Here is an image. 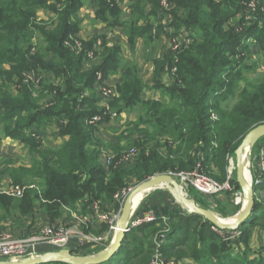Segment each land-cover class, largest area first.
<instances>
[{"label":"trees","instance_id":"16d2710c","mask_svg":"<svg viewBox=\"0 0 264 264\" xmlns=\"http://www.w3.org/2000/svg\"><path fill=\"white\" fill-rule=\"evenodd\" d=\"M86 2L95 10L94 23L125 30L132 51L140 41L153 46L162 37L192 39L182 52L170 50L154 62L155 84L166 98L142 99L145 84L138 64L123 58L119 40L79 37ZM162 2L0 0V133L29 145L35 157L30 168L10 167L14 185L29 177L37 186L22 198L0 193V223L34 218L39 210L52 220L66 210L88 214L98 207L110 214L115 195L160 174L199 169L221 183L227 180L231 156L254 127L264 124V78L248 83L245 72L256 69L242 56L253 41L264 57V0H169L168 9ZM166 68L177 70L170 74V86L161 81ZM113 76L119 83L108 109L101 106L95 86ZM230 97L232 106L225 104ZM127 112L135 116L115 130V144L103 142L100 126ZM94 115L103 119L91 125ZM56 121L65 142L46 148L41 133ZM132 149L138 152L133 167H119V156ZM106 156L114 158L110 166ZM231 188L223 193L238 192L237 182ZM256 194L253 214L237 231L223 232L226 240L203 217L176 212L167 221L132 228L122 249L105 264H150L156 255L198 264H264V252L253 254L251 247L256 229L263 243L264 183ZM220 207L230 216L241 209L233 201ZM99 225L96 234L110 232L108 223ZM107 242L74 252L95 255ZM54 250L59 249H41Z\"/></svg>","mask_w":264,"mask_h":264},{"label":"crops","instance_id":"0c3cea01","mask_svg":"<svg viewBox=\"0 0 264 264\" xmlns=\"http://www.w3.org/2000/svg\"><path fill=\"white\" fill-rule=\"evenodd\" d=\"M128 0H126L127 2ZM126 4L127 3H123L124 8H126ZM84 12L81 13V19L84 20L83 26H82V30L79 33V37L83 40H88L91 39L94 36H98V35H106L108 36V38L113 39V40H119L122 45L126 48L125 50H123L122 56L123 58L127 61V59H131V61H133V59L137 62L138 64V68L140 71V75L144 81L145 84V89L142 93V99L144 101H152V100H158L161 98H166V94L164 93L165 91L163 89H160L157 87V85L155 84V80H154V73H155V65L154 62L157 59H161L163 58L165 55L168 54V45L170 44L171 39H168L166 37H162L161 39H159L157 41L156 44H154V48H158L157 52L154 54L148 53V48L149 45H147L145 42L140 41L137 44V47L134 51H132L128 45L127 42V38H126V34L124 32L123 29H115L114 31L109 30L106 28L105 25L103 24H96L95 22V10L93 9H88V11H85V8L83 9ZM126 11V9H125ZM129 13H126V16H128ZM86 15L87 18L85 17ZM90 23V24H89ZM90 30V31H89ZM152 46V45H151ZM160 49H162L160 51ZM139 59V60H138ZM138 60V61H137ZM93 62H98V60H93ZM139 62V63H138ZM91 63L89 65H86V68H90ZM162 83L164 86H170L172 85L171 83L173 82V78L169 75V74H164L162 76L161 79ZM119 83V77L118 76H113L111 77L109 80L105 81V85H107L108 87H112V88H116V85ZM170 83V84H167ZM100 85L97 84L95 86V92L99 93L100 92ZM105 104L104 101H102L101 106H103ZM105 107V106H104ZM135 116V113L132 112H127L121 115L120 118H115L112 119L109 123H103L100 126V131L98 134V137L100 139L103 140V142H105L106 144H115L114 141V132L115 129L120 128L123 124L126 123V121L128 120H132ZM120 124L119 127L114 126L115 124ZM56 125V126H55ZM52 127V129H55L56 134L60 135V129L61 126L59 125V123L54 122L51 125H49V127ZM111 127H115V128H111ZM106 130H110L111 133V137L110 135H106L105 131ZM46 133H50L48 130H46ZM53 134H55L53 132ZM56 136L57 138H60L62 140L61 145L65 142L64 138H61L60 136ZM50 139V138H49ZM9 141L8 144H6V141ZM5 140L1 141V144H4V142H6L4 144V146L6 145H10V148L13 149H8L7 148H2L0 150V152L3 155H8L9 157H7V159L9 160H13L14 164L16 166H24V160H26V158L28 157V155L30 156V146L23 144L22 141L20 140H15V139H11V138H6ZM47 142V145L44 144V147L46 148H59L60 146H58V144H51ZM42 147V148H44ZM20 151H22L23 153H21ZM20 152V153H19ZM19 159V160H18ZM17 161V162H15ZM11 164H8V166H10ZM261 165L262 163L258 164L257 166L259 167V169H256V173L258 172L259 174H262V169H261ZM17 168V167H15ZM171 174V173H169ZM4 175L6 178L3 177V182L7 181L6 179L9 178L10 184L12 183V178L11 175L9 174V168L5 169L4 171ZM1 175L0 177L4 176ZM2 182V183H3ZM236 182V180H235ZM2 183H0V186L2 185ZM165 191V188H158L155 190H152L150 192H147L143 195L141 201L140 198L138 199L137 203L135 204V206L133 207L134 209L138 206V203L140 201L139 206L137 207V209H135L133 215H132V219H131V223L133 220L136 219H163L164 221H167L171 215V213H183V214H189L187 213L183 208H181L173 199V197L171 196V193L169 191H167L165 194L166 196H163L164 194L160 191ZM191 193V191L189 192V194ZM189 194L187 196H189ZM192 199H194L197 204L206 209V210H210L212 212H214L215 214L219 215L215 210H219L221 209V205H228L231 203L232 200V196L231 195H227V194H218V195H210V196H205V195H201L199 193L196 192H192V195L190 196ZM125 200L124 199H120V200H115L113 206L111 207V212L110 215H118V212L120 211V209L123 207ZM236 203V202H235ZM237 205H239L238 203H236ZM220 205V206H219ZM242 206V204L240 205ZM67 211V210H66ZM70 213H72L73 211H69ZM104 210L99 209L97 207V209H93L92 212H88V214H84V215H78L77 217V222L79 223L78 226H83L86 229H90V230H98V227L100 226L99 224H102L104 222H101L97 215L99 214H104ZM109 213V212H108ZM221 213V211H220ZM42 215H46V213L42 210H39V212L37 213V215L34 216V218L31 217H27L24 218V225L26 226L25 228V232L26 235L30 236V235H34L37 234L40 230H41V225L39 226L37 224L38 219H40L42 217ZM230 216V215H228ZM236 216V215H235ZM230 217H234V216H230ZM147 223V222H146ZM29 224V226L27 225ZM33 225V226H31ZM81 228H79L80 230ZM215 229V230H214ZM213 230L217 233L222 234L223 231L213 227ZM2 231H9V230H4L1 228L0 225V232ZM13 233V232H12ZM16 237H19L17 234L13 233ZM109 233L107 234H97V238H102L103 242H109V244L111 243L109 240H107V235H109ZM115 234V232H114ZM114 234L113 238H114ZM89 235L91 236V234L89 233ZM27 236V237H28ZM94 237V236H93ZM89 244V243H86ZM99 244V243H98ZM108 244V245H109ZM82 245V243H80V239L78 237H73L69 244L67 246L64 247V249H70L76 251V249L78 250V248H80V246ZM56 248L53 246H49V245H39L37 246L35 252V255H39L48 251H41V249L44 248ZM108 247V246H107Z\"/></svg>","mask_w":264,"mask_h":264},{"label":"water","instance_id":"95a60500","mask_svg":"<svg viewBox=\"0 0 264 264\" xmlns=\"http://www.w3.org/2000/svg\"><path fill=\"white\" fill-rule=\"evenodd\" d=\"M264 138V124L254 127L242 140L235 151L236 157V182L243 194V204L239 213L230 220L221 219L210 210L200 207L194 199H189L184 193L177 179L172 174H160L140 183L125 199L121 215L116 224L114 238L108 247L95 255H76L73 250L59 249L48 251L35 256H28L19 260H0V264H47L62 262L67 264H103L109 261L124 244V240L131 231L132 215L137 208H133L135 199L147 192L158 188H165L171 193L175 202L189 214H196L211 223L213 227L223 232H235L245 225L253 214L257 201V184L247 176L248 162L257 143Z\"/></svg>","mask_w":264,"mask_h":264},{"label":"rangeland","instance_id":"374dc122","mask_svg":"<svg viewBox=\"0 0 264 264\" xmlns=\"http://www.w3.org/2000/svg\"><path fill=\"white\" fill-rule=\"evenodd\" d=\"M87 1V0H86ZM90 5L89 4H87V2H86V7H85V11L87 10L88 11V9L90 10L91 8L89 7ZM84 12V10H82L81 11V13H83ZM126 13H128V10H126ZM87 16L88 15H86L85 17L87 18ZM125 16H126V14H125ZM90 24V23H89ZM90 31V30H89ZM124 32H125V30H124ZM184 32H187V33H189L187 30L186 31H184ZM125 34H126V32H125ZM190 34V33H189ZM111 39V38H110ZM170 39V38H169ZM89 40V39H88ZM249 43H250V45L252 46V49H251V51L250 52H244L243 53V55L242 56H244V58L243 59H245L244 61H246V64L247 65H252L253 67H254V69H256L255 71H244L245 72V80L246 81H248V83H250V82H253L254 81V79L256 80V79H258V78H264V57L262 56V54L260 53V51H259V48L257 47V44L255 43V42H253V41H248ZM171 41H170V44L168 45V49H169V51H170V49H171ZM99 45H100V42H99ZM98 45V46H99ZM154 46V45H153ZM153 46H149V48H148V53H151V54H154V53H156L157 52V49L158 48H154ZM122 48H123V50H125L126 48L124 47V46H122ZM162 49H160V51H161ZM168 51V52H169ZM123 52V51H122ZM249 58H251V59H249ZM254 59V60H253ZM139 60V59H138ZM137 60V61H138ZM127 61H131V59H127ZM133 61L135 62V63H137L134 59H133ZM139 63V62H138ZM87 65H89V63L87 64ZM170 75V74H169ZM102 79V77L101 78H99V81ZM105 83V82H104ZM167 84H170V83H167ZM99 85H100V83H99ZM243 86H245V81H242L241 82V87H243ZM101 87H103L102 85H100V88ZM112 88V87H111ZM100 95H101V93H100ZM101 97H102V95H101ZM102 99H103V101L105 102V104L102 106V107H104L105 106V108H106V106L109 104V102H106V100H104V98L102 97ZM232 100L233 99H231V97L229 98V100L228 101H226V105H233V102H232ZM58 123V122H57ZM56 126V125H55ZM114 126H116V127H119L120 126V124H115ZM111 128H115V127H111ZM46 130H48L49 132H51V134L50 133H46V132H44V133H41V137H40V139L42 140V143H43V145L45 144V145H47V142H49V143H51L52 145L53 144H58V146H60L61 145V142H62V140L60 139V138H57L56 136L58 135V134H56V132H55V129H52V127L50 126V127H47L46 128ZM61 130V129H60ZM116 130V129H115ZM53 132L55 133V134H53ZM4 132H2V133H0V150L2 149V148H7V150L8 149H13V148H10L11 146L10 145H6V146H4V144L6 143V144H8V142L9 141H6L5 139L7 138V137H5L4 135ZM105 134L106 135H110V137H111V133H110V130L108 131V130H106L105 131ZM58 136H60L61 137V135H58ZM50 138V139H49ZM62 138V137H61ZM2 140H5L6 142H4V144H1V141ZM48 143V144H49ZM262 150H264V138L263 139H261L258 143H257V145L255 146V148L253 149V151H252V154H251V161H249L250 162V164H248V168H247V171H248V177L249 178H252L253 179V183L254 184H257V186H259V185H262V180H264V175L263 174H259L258 172L256 173V169H259V167L257 166L258 164H260V163H262ZM129 151H131V150H129ZM129 151H125V152H123L121 155H123V154H127V153H129ZM21 153H23L22 151H20ZM19 152V153H20ZM7 157H9L8 155H3L1 152H0V176L1 175H4V171H5V169H8L9 168V170H12L10 167H17V168H19V167H22V166H16L15 164H14V159L13 160H9V159H7ZM19 160V159H18ZM34 160H35V157L34 156H31V151H30V156L28 155V157L26 158V160H24V166L23 167H27V168H30V167H32L33 166V162H34ZM134 161V160H133ZM131 162V163H128V164H125V165H120L119 167H122V168H125V169H130L131 167H133L132 165H133V163L135 162ZM15 162H17V161H15ZM8 164H12V165H10V166H8ZM228 173H227V180L224 182V183H221L219 180H217V179H212L211 177H209L208 176V178H210V179H212V180H214L215 182H217L218 184H225V183H229V185L231 186V182L233 181L234 183H235V180H236V157H235V155H233V156H231V159H230V162H229V166H228ZM201 172V171H200ZM201 173H203V172H201ZM264 173V172H263ZM205 176H207V174L204 172L203 173ZM3 177L4 178H6L5 177V175L4 176H2V177H0V183H2L3 182ZM175 179H177V181L179 182V184H180V186L182 187V185H185L184 187H182V189H184L183 191H184V193L186 194V195H188L189 194V192L191 191V193L189 194V196H188V198L189 199H192L190 196L192 195V192L194 191V192H196V193H198L197 191H195L191 186H189V184H187L188 182H185V183H182L183 182V178L182 177H180V176H173ZM7 181L5 182H3L2 183V185L0 186V193H5V192H9L11 189H13V188H16V186H18V187H20V186H26V185H31V184H34V182L32 181V180H30V178L29 177H26V179H24L25 180V182L23 183V184H20V185H14V183H13V180H12V183L10 184V181H9V178L8 179H6ZM258 181H261V183H258ZM135 187H137V184L136 185H134V186H132L131 187V190H133ZM231 188V187H230ZM236 191H238V192H236V193H232V194H230L231 196H232V200H233V202H236V203H238L239 205H241L242 204V201H243V194H242V191H241V189L239 188V189H235ZM160 192H162L164 195L163 196H166L165 194H167L166 192V190L164 191H160ZM224 192V191H223ZM223 192H220L219 194H222ZM227 192H233L232 191V188H231V190L230 189H227ZM237 193H239V194H237ZM216 195H218V194H216ZM205 196H209V195H205ZM214 196V195H213ZM123 208V207H122ZM122 208L120 209V211L118 212V216H120L121 215V211H122ZM219 215H221V216H219V217H221V219H224V220H230V219H232V218H234V217H230V216H228V215H225V214H223V213H220V211L219 210H215ZM78 215H84V214H82V213H77V212H72V213H70L69 211H64L60 216H58V217H56L54 220H52L51 219V217H50V215H48V214H46V215H42V217L40 218V219H38V220H36L37 221V224L40 226L41 225V229L42 228H45V227H47V226H55V227H57V228H60V229H63V230H67V231H72V230H78L79 228H81L80 229V232L82 233V234H84L85 236H87V237H90L91 239H93V240H100V239H102V238H97V237H95V236H97V234H96V229L95 230H90V229H86L85 227H83V226H78V222H77V216ZM117 216V215H116ZM24 218H26V217H15L13 220H10V221H7V222H3V223H0V225H1V228L2 229H4V230H9L10 232H13V233H15V234H17L18 236H19V238H27V236L28 235H26V232H25V228H26V226L24 225ZM28 226H29V224H27ZM31 226H33V225H31ZM30 227V226H29ZM255 231H257V229L255 230ZM254 231V233H253V235H252V239H251V247H252V250H253V254L256 252V251H259L260 249L264 252V234H263V243H261V241H260V236H258L257 235V233ZM89 233L91 234V236L89 235ZM113 234H114V232H113ZM218 234H220V233H218ZM220 235H222L223 236V238L226 240L228 237H227V234L226 235H224L223 233L222 234H220ZM237 235V233H233L232 234V236H236ZM31 236H33V235H30V236H28V237H31ZM77 236V235H76ZM94 236V237H93ZM79 238V237H78ZM109 241H112L113 240V235H111V234H109V238H107ZM156 242L158 243V245L160 246L161 244H162V242H161V239L159 240L158 239V237L156 238ZM80 243H82V245L81 246H83V245H85L82 241H80ZM108 243V242H107ZM261 243V244H260ZM106 244V242H100L98 245L99 246H104ZM108 245V244H107ZM107 245L104 247V249H106L107 248ZM80 246V247H81ZM104 249H102V250H104ZM255 251V252H254ZM99 253V252H98ZM115 256V255H114ZM113 256V257H114ZM112 257V258H113ZM215 257V256H214ZM253 257V256H252ZM111 258V259H112ZM7 260H10V259H7ZM108 262V261H107ZM106 263V262H105ZM104 263V264H105ZM181 264H198V262L197 261H195V262H189V261H187V262H180Z\"/></svg>","mask_w":264,"mask_h":264},{"label":"built area","instance_id":"2783aa9c","mask_svg":"<svg viewBox=\"0 0 264 264\" xmlns=\"http://www.w3.org/2000/svg\"><path fill=\"white\" fill-rule=\"evenodd\" d=\"M162 6L164 9L169 8V0H163ZM154 35L156 36L157 33L154 31ZM187 38L183 39L181 36L173 37L171 38V51L175 54H178L182 52L185 48L189 47L192 43V39L188 36ZM78 47H80V44H78ZM89 57H92V54L89 55ZM175 62H178L176 59ZM167 74H176L177 70L175 68H166L165 69ZM99 78L102 76L99 75ZM100 93L104 100L106 102H110L116 95V91L114 88L108 87L104 84L103 87L100 89ZM106 108L109 109L108 105ZM108 111V110H107ZM109 112V111H108ZM112 114V116L115 118L117 114L115 113H109ZM101 115H94L90 119V124L94 125L100 121H102ZM262 153V174H264V150L261 151ZM138 152L137 150L132 149L127 154H123L119 156V159L117 160L118 166L125 165L128 163H131L133 160L135 161L137 159ZM114 158L112 156H106L104 159L105 164L111 165ZM133 161V162H134ZM173 176H180L183 178V182H188L189 186H191L195 191H197L201 195H216L220 192L227 191V189L231 190V186L229 183L225 184H218L214 180L208 178V176H205L203 173L200 172V170H196L194 172L190 173H178L173 174ZM262 184L264 183V180H262ZM258 183H261V181H258ZM186 184V183H185ZM36 185H26V186H16V188L11 189L9 192H5V194L14 197V198H22L25 193L29 190L36 189ZM131 188L124 189L121 192H119L117 195H115V200L120 199H126L127 196L131 192ZM239 194V193H237ZM97 209V207H95ZM98 219L101 222L108 223L110 226V234H113L116 230V224L119 220L120 216L110 214H99L97 215ZM153 219H136L133 220L131 223V229L138 227L146 222H152ZM215 230V229H214ZM77 235V236H76ZM79 237L80 241H82L84 244L86 243H100L103 242L102 239L100 240H93L90 237L85 236L80 232V230H72L67 231L60 228H57L55 226H47L45 228H42L37 234H34L31 237L27 238H19L16 237L12 232L10 231H2L0 232V260H19L28 256H35V250L37 246L39 245H49L56 247L57 249H62L65 246H67L70 242V240L73 237ZM107 238H109V235H107ZM106 238V239H107ZM108 240V239H107ZM111 242V241H110ZM150 264H181L177 260L170 259V260H164L161 258L160 255H156L155 258L152 260Z\"/></svg>","mask_w":264,"mask_h":264},{"label":"bare ground","instance_id":"6f19581e","mask_svg":"<svg viewBox=\"0 0 264 264\" xmlns=\"http://www.w3.org/2000/svg\"><path fill=\"white\" fill-rule=\"evenodd\" d=\"M246 163L247 164H250V162H248V155H247V161H246ZM247 175H248V171H247ZM185 185H182V187H184ZM142 197H143V195H140V196H138L136 199H135V201H134V203H133V207L135 206V204L137 203V201H138V199L140 198V201H141V199H142ZM140 201H139V203H138V206H139V204H140ZM244 201V200H243ZM243 201H242V204H243ZM137 206V207H138ZM136 207V208H137Z\"/></svg>","mask_w":264,"mask_h":264}]
</instances>
